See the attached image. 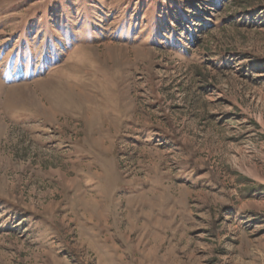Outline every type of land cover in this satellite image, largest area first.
<instances>
[{
    "label": "rangeland",
    "instance_id": "obj_1",
    "mask_svg": "<svg viewBox=\"0 0 264 264\" xmlns=\"http://www.w3.org/2000/svg\"><path fill=\"white\" fill-rule=\"evenodd\" d=\"M0 264H264V0H0Z\"/></svg>",
    "mask_w": 264,
    "mask_h": 264
}]
</instances>
